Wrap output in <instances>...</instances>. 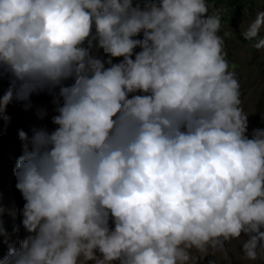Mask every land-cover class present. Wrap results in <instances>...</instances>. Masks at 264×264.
<instances>
[{
  "label": "clouds",
  "instance_id": "clouds-1",
  "mask_svg": "<svg viewBox=\"0 0 264 264\" xmlns=\"http://www.w3.org/2000/svg\"><path fill=\"white\" fill-rule=\"evenodd\" d=\"M221 18L212 0H0V120L47 93L55 126L18 130L27 234L0 264H199L241 237L264 258V128ZM262 27L242 31L258 50Z\"/></svg>",
  "mask_w": 264,
  "mask_h": 264
},
{
  "label": "rangeland",
  "instance_id": "rangeland-1",
  "mask_svg": "<svg viewBox=\"0 0 264 264\" xmlns=\"http://www.w3.org/2000/svg\"><path fill=\"white\" fill-rule=\"evenodd\" d=\"M215 9L221 13L222 28L219 35L225 41L226 58L237 73L241 83V100L244 111L248 114L249 136L264 116V49H255L252 42L245 40L242 31L253 21L258 12L264 11V0H212ZM212 9H210V12ZM261 36H264L262 27ZM8 77L0 79V95L8 87ZM27 102L13 101L7 108L10 121L0 120V221L6 229L7 236L0 237V257L7 254L8 244L19 246L20 241L27 234L21 225L20 210L25 201L16 189L14 168L17 158L22 154V141L18 137V130L23 129L29 136L34 127L46 126L49 130L55 126L51 123L53 113V97L47 93L33 94L31 106L25 107ZM45 110L47 115L40 119L39 110ZM232 240L225 242L223 250H208L215 259L226 258L227 251L236 256L243 264H263L264 258L255 261L248 260L242 252V242ZM190 252L199 256V264H210L205 255L196 249Z\"/></svg>",
  "mask_w": 264,
  "mask_h": 264
},
{
  "label": "trees",
  "instance_id": "trees-1",
  "mask_svg": "<svg viewBox=\"0 0 264 264\" xmlns=\"http://www.w3.org/2000/svg\"><path fill=\"white\" fill-rule=\"evenodd\" d=\"M258 128H264V116L261 117L258 123ZM227 256L228 257L226 258H221L218 260V259L213 258L211 255L206 254L205 258L210 264H243L241 260H239L236 256H234L229 251H227Z\"/></svg>",
  "mask_w": 264,
  "mask_h": 264
}]
</instances>
